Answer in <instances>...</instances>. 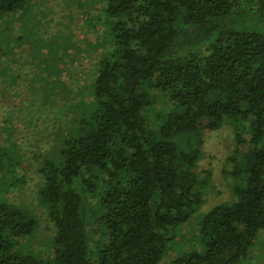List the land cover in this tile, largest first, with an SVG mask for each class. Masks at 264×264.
<instances>
[{"label":"trees","instance_id":"trees-1","mask_svg":"<svg viewBox=\"0 0 264 264\" xmlns=\"http://www.w3.org/2000/svg\"><path fill=\"white\" fill-rule=\"evenodd\" d=\"M32 1L0 0V20L25 13ZM91 2L104 26L94 44L104 50L91 58L86 81L72 83L62 65L60 86L50 80L37 89L59 106L54 136L46 135L54 143L42 149L39 164V195L55 227L53 253L45 259L19 240L34 233L38 220L11 199L25 180L12 138L0 141V264L251 261L264 231V0ZM75 17L81 21V13ZM28 35L24 30L18 40L31 44ZM71 86L79 100L61 106L59 99L75 92ZM9 88L0 87V96L13 95ZM11 122V116L0 122L8 137L16 131ZM225 125L238 145L231 198L202 214V244L188 249L180 236L204 203L205 179L197 170L204 134Z\"/></svg>","mask_w":264,"mask_h":264},{"label":"rangeland","instance_id":"rangeland-1","mask_svg":"<svg viewBox=\"0 0 264 264\" xmlns=\"http://www.w3.org/2000/svg\"><path fill=\"white\" fill-rule=\"evenodd\" d=\"M89 2L93 4L91 0H33L26 6L25 13L19 12L0 20V37L6 39L5 45L7 43L8 46L6 47L8 55L1 58L0 87L7 84L13 89L9 88L13 95L3 92L0 96V122L3 118L11 116L10 124H13L16 129L15 135L8 137L9 134L2 129L0 124V141L6 145L7 140L10 141L13 138L14 142L19 144L23 161L22 166L18 168L19 172L23 171L21 174L25 175V180L18 190L11 194V199L22 202L38 220L34 233L19 240L26 248L34 250L45 259L50 258L53 253L55 227L39 195L43 184L39 164L43 161L44 150L42 149L48 143H54L46 140V135L53 132L52 136H54L52 126H55L57 122L54 121L53 115L59 111V106L55 103L52 105L46 96L40 95L39 90L50 80H56L57 85L60 86L61 73L59 71L62 65L64 74L66 71L70 72L72 83L79 81L83 84L87 79L85 77L89 75L91 58L103 53L104 48L96 46L94 41L100 42L99 40L103 38L104 26L94 18L91 11L95 9L88 6ZM84 10L87 12L84 13ZM77 12L81 13V21L75 17ZM27 29L31 44L28 42L23 44L18 40L23 31ZM56 39H60L59 42L64 41V45L59 46L58 57L55 53ZM66 45L68 46L65 49ZM81 46L87 51H81ZM47 51L50 52L49 56L44 55ZM60 54H62L61 58H59ZM78 72L74 80L73 76ZM71 87L75 89V92L68 94L69 100L60 98L59 100L63 101L61 106L64 102H71V98L73 103L79 100V96L76 98V87ZM18 91L23 95L15 94ZM27 97L29 101H26ZM8 98L12 101H7ZM39 108L44 112L37 117ZM60 110L65 114L62 116L67 119L66 107ZM35 119L38 120L37 123H34ZM245 138L246 142L242 149L247 150L250 146V136L246 134ZM237 146L233 130L229 125L216 131H206L204 134L202 156L197 168L202 179H205L203 180L204 203L192 220L182 227L183 236H180L185 238L188 249L200 247L202 244L197 234V224L202 214L216 204L231 198L229 172L233 165L231 156ZM253 250L254 257L246 264H264V231L259 234ZM169 259L170 257H166L162 264H168Z\"/></svg>","mask_w":264,"mask_h":264}]
</instances>
